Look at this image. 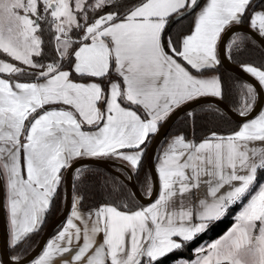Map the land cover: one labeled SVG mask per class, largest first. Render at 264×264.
<instances>
[{
    "label": "snow or ice",
    "instance_id": "snow-or-ice-1",
    "mask_svg": "<svg viewBox=\"0 0 264 264\" xmlns=\"http://www.w3.org/2000/svg\"><path fill=\"white\" fill-rule=\"evenodd\" d=\"M257 7L253 0H0V54L9 58L0 60V182L12 244L38 230L61 170L75 158L113 156L138 168L142 146L175 108L222 97L221 78L206 74L220 63L221 34L247 13L264 35V8ZM192 13L193 28L179 42L165 35L170 19ZM42 26L56 53L47 63ZM244 70L264 84V70ZM25 75L34 79H11ZM254 100V88L243 86L239 115L248 117ZM158 161L154 202L105 203L83 213L78 197L34 264H59L73 245L64 264H159L235 204L241 208L228 232L183 264H264V111L226 135L213 131L199 142L177 135Z\"/></svg>",
    "mask_w": 264,
    "mask_h": 264
},
{
    "label": "trees",
    "instance_id": "trees-1",
    "mask_svg": "<svg viewBox=\"0 0 264 264\" xmlns=\"http://www.w3.org/2000/svg\"><path fill=\"white\" fill-rule=\"evenodd\" d=\"M254 1L255 0H253V2ZM135 2L136 0H122V5L129 6ZM260 7H264V0L258 4L257 8ZM109 10L111 9L108 7L96 13L90 10L89 17L91 18L94 15L103 14V12H107ZM194 14L195 13L187 15L183 19L176 22L171 27L169 33H165V35L170 36L174 42H179L183 33H187L191 30ZM241 22H249V15L247 13H245V15L241 18ZM42 27H45V31L42 36L44 40L43 61H51V59L56 56L54 51L53 36L51 31L48 30L46 26ZM228 45H230V43ZM230 57L232 61L239 65L251 64L264 70V49L258 42L247 34H241V38L232 44L230 48ZM213 70L219 73L223 83L224 92L222 98L236 107L239 100H241L243 86H245L244 84L247 82L228 70L221 62L217 67L209 69L208 71ZM73 78L78 77L73 74ZM240 124V122L233 120L220 107L210 104L202 105L194 108L190 112L184 113L172 125L163 143L171 134L178 132H184L186 136H191L193 140L198 142L213 131L224 135L229 134L233 130L238 129ZM150 137L152 138L153 135ZM147 145H149V141L145 144L141 164L134 171L136 181L141 189H144L147 185L146 179L147 181L148 179L149 181L151 180L146 162ZM64 191L65 187L63 175L56 195L51 203V207L45 214L43 224L37 231L29 234L19 244L10 245V254L12 256L18 255L19 257H23L33 248L41 237L46 225L60 211L64 198ZM74 191L79 197H82L79 203L81 208L98 207L103 203L127 204L129 207L133 208L144 205L134 197L130 187L122 181L121 178L98 165L87 166L79 170L78 174L74 177ZM239 207L240 204L231 206L227 213L220 219L211 221L204 232L198 234L192 241L185 243L182 249L173 251L172 253L166 255L160 260L159 264H170L179 258H194L195 253L193 250L198 244L202 241L213 240L214 238L221 236L234 223V215ZM61 226L54 232V234L61 228ZM0 264H3L1 257Z\"/></svg>",
    "mask_w": 264,
    "mask_h": 264
},
{
    "label": "water",
    "instance_id": "water-1",
    "mask_svg": "<svg viewBox=\"0 0 264 264\" xmlns=\"http://www.w3.org/2000/svg\"><path fill=\"white\" fill-rule=\"evenodd\" d=\"M262 0H255L253 5H258ZM187 16V15H186ZM184 16V17H186ZM183 17V18H184ZM176 17L170 19L168 26L165 29V33H169L171 27L183 19ZM237 34H247L258 42L264 49V36L260 32L251 27L248 23L239 22L229 25L221 35L220 41L218 43V52L220 62L231 72L241 77L247 83H249L255 90L256 100L253 104L252 111L249 113L248 117L239 115V110L227 102L221 97L214 96H204L196 100L186 102L183 105L175 108L169 116L162 121L158 127V132L153 135L150 143L147 147L146 152V162L148 170L152 180V192L151 194L145 192L138 185L135 177L134 171L127 165L109 158L101 157H80L72 161L71 167L67 168L64 174V202L60 211L55 215V217L46 225L41 237L33 248L23 257L14 258L10 254L9 245V234H8V224L5 213V188L4 183L0 182V257L3 264H29L33 262L39 254L42 252L47 242L54 234V232L65 222L69 212L71 211L73 200H74V177L76 173L84 167L91 165L101 166L113 174L117 175L124 181L131 189L134 197L142 204H148L155 200L159 192V176L156 169V154L157 150L163 143L164 139L167 137L168 132L172 125L184 114L190 112L196 107L202 105H215L223 109L233 120L243 123L249 118H254L258 115L264 106V89L262 84L258 81L256 77L252 74L246 72L242 65H239L232 61L230 57V51L228 44L230 39ZM14 79V78H12ZM15 80V79H14Z\"/></svg>",
    "mask_w": 264,
    "mask_h": 264
},
{
    "label": "crops",
    "instance_id": "crops-1",
    "mask_svg": "<svg viewBox=\"0 0 264 264\" xmlns=\"http://www.w3.org/2000/svg\"><path fill=\"white\" fill-rule=\"evenodd\" d=\"M92 2H93V0H88V3H89V4H91ZM261 8H264V7L257 8L256 10H260ZM196 11H199V9H197ZM194 17H195V14H194ZM194 17H193V23H194ZM240 22H241V20H240ZM248 24L251 25V24H250V18H249V22H248ZM227 27H228V26H227ZM227 27H226V28H227ZM192 28H193V25H192ZM192 28H191V30H192ZM226 28H225V29H226ZM191 30H190V31H191ZM190 31L187 32V33H183V35L181 36V38H182L185 34L190 33ZM221 35H222V34H221ZM263 36H264V35H263ZM231 41H232V39H230L229 43H231ZM218 43H219V42H218ZM229 47H230V45H228V48H229ZM217 58L219 59L218 45H217ZM34 59H35V58H34ZM0 60H9V58H8L7 56H5V58H4V57H0ZM219 60H220V59H219ZM10 62H12V61H10ZM181 62L183 63V61H181ZM247 65H251V64H247ZM185 66L187 67V65H185ZM217 66H218V65H217ZM217 66H215V67H217ZM252 66H253V65H252ZM243 67H244V65H243ZM206 74H213V75H217V76L220 77L219 73H218L217 71H214V70H213V71H208V73H206ZM3 78L8 79L9 76H8L7 74H5ZM12 78H14L15 80H17V81H19V82H30V81H32V80L34 79V77H33V78H24V79H21V78H18V77H16V76L11 77V79H12ZM72 78H73V77H72ZM73 79H74V80H77V79H79V78H73ZM112 79H117V77L115 76L114 73L112 74ZM262 86H263V89H264V84H262ZM221 98H222V97H221ZM261 111H264V106H263V108H262ZM160 124H161V123H160ZM160 124H159V125H160ZM159 125H158V127H159ZM241 125H242V123L240 124V126H241ZM240 126H239V127H240ZM84 130H85V131H93L94 129H92V128H90V127H85ZM177 135H184L186 139H192L191 136H186V135L184 134V132H178V133L171 134V135L167 138V140H166L164 143H162L161 146L159 147V149L157 150V154H156V169H157V167H158V163H159V161H158V156L162 153L163 149L167 147L168 143L172 140V138H174V137L177 136ZM150 136H151V135H150ZM150 139H151V137H149V140H148V141H150ZM198 142H199V141H198ZM142 147L145 149V145L142 146ZM85 157H86V156H85ZM101 158L114 159V160H117V161H119V162H121V163H123V164L129 166L133 171H135V169H136V168H134L129 162L124 161V160H122V159H119V158H117V157H113V156H102ZM75 159H77V158H75ZM75 159H74V160H75ZM74 160H73V161H74ZM65 171H66V169H62V170H61V180H62L63 175L65 174ZM157 173H158V172H157ZM158 176H159V175H158ZM60 183H61V182H60ZM4 188H5V200H4V206H5V213H6L7 224H8L9 245H13V244H12V239H11V231H12V229H11V223H10L9 212H8V208H7V189H6V184H5V183H4ZM147 190H148V188H147ZM159 190H160V180H159ZM202 191H203V188L201 189V192H202ZM222 191H223V190H222ZM145 192H146V191H145ZM158 194H159V192H158ZM78 197H79L78 194L74 193V200H73L72 208H73V206L75 205L76 199H77ZM157 198H158V195H157V197H156L155 199H157ZM200 198H204L203 195H201ZM152 202H154V200H153ZM152 202H150V203H152ZM211 202H212V201H211V199L209 198V199H208V203L211 204ZM150 203H148V204H144V205H142V206H148ZM103 204H105V203H103ZM108 204H112V203H108ZM101 205H102V204H101ZM72 208H71V211H72ZM95 208H96V207H93V208H81L80 205H79V210H80L81 212H83V213H87L88 211H90V210H92V209H95ZM71 211L69 212V214H68V216H67L65 222H64L63 225L61 226V228H60L55 234H53V235L51 236V238L49 239V241L53 240V239L57 236L58 232L61 231V230L63 229L64 226H66L67 220H68V218L71 216ZM45 214H46V213H45ZM45 214H44V217H43V222H44V219H45ZM43 222H42V224H43ZM193 222H194V223H198V222H199L198 220L195 219V216H194V220H193ZM42 224H41V225H42ZM41 225L39 226V228L41 227ZM39 228H38V229H39ZM197 235H198V234H197ZM197 235H196V236H197ZM196 236H195V237H196ZM49 241H48V242H49ZM48 242H47V244H48ZM81 243H82V241H81ZM47 244H46V246H47ZM46 246L44 247V249L42 250V252L39 254V256L43 253V251L45 250ZM73 255H74V245H73V251H72V252L65 253V254L63 255V257H57L56 259H57V261L59 262V264H64V260H65L66 258L70 257V256H73ZM39 256H38L35 260H37V259L39 258ZM35 260L33 261V264H34ZM70 264H74V262H71V261H70Z\"/></svg>",
    "mask_w": 264,
    "mask_h": 264
},
{
    "label": "rangeland",
    "instance_id": "rangeland-1",
    "mask_svg": "<svg viewBox=\"0 0 264 264\" xmlns=\"http://www.w3.org/2000/svg\"><path fill=\"white\" fill-rule=\"evenodd\" d=\"M75 33V32H74ZM241 38V34H237V35H234L231 39H232V41H231V43H230V47H229V51H230V48H231V46H232V44L234 43V42H236L237 40H239ZM0 56H2V57H4L5 58V55H3V54H0ZM13 63H17L18 64V62H15V61H12ZM42 62H45L46 63V61H42ZM51 62V61H50ZM63 63V62H62ZM245 65H247V64H245ZM244 65V66H245ZM18 66H20V67H24L23 65H20V64H18ZM243 66V65H242ZM29 71H31V70H29ZM16 77H18V78H21V79H24V78H33V76H30V75H25V76H16ZM244 85H250V84H248V83H245ZM255 100H256V93H255ZM255 100H254V102H253V104L255 103ZM240 106H241V100H239V103L237 104V109L238 110H240ZM149 143H150V141H149ZM147 147H148V145H147ZM82 169V168H81ZM80 169V170H81ZM79 172V171H78ZM78 172L76 173V174H78ZM258 179L259 180H261V182H264V173H261L260 174V176L258 177ZM148 181H149V179H148ZM150 182H151V180H150ZM151 184H152V182H151ZM147 186V185H146ZM145 186V188L143 189L142 188V190H144V191H146L147 193H149L148 192V190H147V187ZM246 199L247 198H245V202H246ZM63 202H64V200H63ZM63 202H62V206H63ZM62 206H61V208H62ZM240 208H241V205H240V207H239V209L236 211V213L240 210ZM236 213H235V215H236ZM235 215H234V217H235ZM236 221H235V219H234V223H235ZM233 223V224H234ZM233 224L221 235V236H223L226 232H228V230L233 226ZM221 236H218V237H216V238H214L213 240H205V241H202L200 244H198L196 247H195V249L196 248H198L199 246H201V245H206V244H209V243H211L212 241H214V240H216V239H218V238H220ZM13 257L14 258H21V257H19L18 255H13ZM196 257L194 256V258H192V259H187V258H179V259H177V260H175V261H173L172 263H170V264H183V261H185V260H187V261H191V260H193V259H195ZM29 264H33V262H31V263H29Z\"/></svg>",
    "mask_w": 264,
    "mask_h": 264
},
{
    "label": "built area",
    "instance_id": "built-area-1",
    "mask_svg": "<svg viewBox=\"0 0 264 264\" xmlns=\"http://www.w3.org/2000/svg\"><path fill=\"white\" fill-rule=\"evenodd\" d=\"M73 37H74V38H77L76 35H75V33H73ZM47 62H50V61H46V63H47Z\"/></svg>",
    "mask_w": 264,
    "mask_h": 264
}]
</instances>
